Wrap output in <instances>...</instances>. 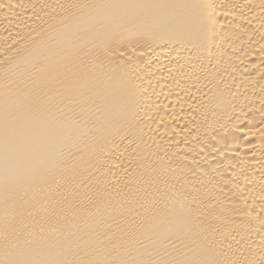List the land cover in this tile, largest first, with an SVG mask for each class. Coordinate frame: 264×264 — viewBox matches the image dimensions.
<instances>
[{
  "label": "bare ground",
  "instance_id": "obj_1",
  "mask_svg": "<svg viewBox=\"0 0 264 264\" xmlns=\"http://www.w3.org/2000/svg\"><path fill=\"white\" fill-rule=\"evenodd\" d=\"M0 264H264V0H0Z\"/></svg>",
  "mask_w": 264,
  "mask_h": 264
}]
</instances>
